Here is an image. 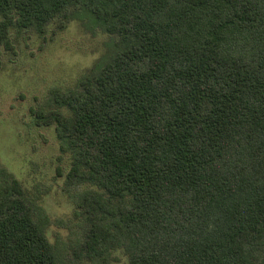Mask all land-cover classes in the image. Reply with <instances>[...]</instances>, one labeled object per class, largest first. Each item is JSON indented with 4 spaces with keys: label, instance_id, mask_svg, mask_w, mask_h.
<instances>
[{
    "label": "trees",
    "instance_id": "1",
    "mask_svg": "<svg viewBox=\"0 0 264 264\" xmlns=\"http://www.w3.org/2000/svg\"><path fill=\"white\" fill-rule=\"evenodd\" d=\"M71 9L117 39L79 89L50 91L57 109L34 111L71 156L78 257L264 264V0H0V46ZM0 264H59L10 176Z\"/></svg>",
    "mask_w": 264,
    "mask_h": 264
},
{
    "label": "rangeland",
    "instance_id": "2",
    "mask_svg": "<svg viewBox=\"0 0 264 264\" xmlns=\"http://www.w3.org/2000/svg\"><path fill=\"white\" fill-rule=\"evenodd\" d=\"M116 41L81 9H71L43 34L14 27L9 44L0 46V187L8 176L21 183L59 264H92L78 257L88 225L73 198L78 191L66 186L71 156L62 153L55 126L37 125L34 111L57 109L50 91L79 89L84 77L102 69ZM127 262L117 251L110 264Z\"/></svg>",
    "mask_w": 264,
    "mask_h": 264
}]
</instances>
